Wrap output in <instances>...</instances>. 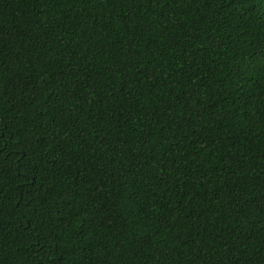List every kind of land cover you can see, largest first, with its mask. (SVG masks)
Here are the masks:
<instances>
[{"label":"trees","instance_id":"trees-1","mask_svg":"<svg viewBox=\"0 0 264 264\" xmlns=\"http://www.w3.org/2000/svg\"><path fill=\"white\" fill-rule=\"evenodd\" d=\"M0 264H264V0H0Z\"/></svg>","mask_w":264,"mask_h":264}]
</instances>
